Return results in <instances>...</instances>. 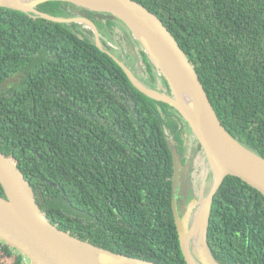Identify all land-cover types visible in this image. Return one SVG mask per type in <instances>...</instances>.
<instances>
[{
  "label": "trees",
  "instance_id": "obj_1",
  "mask_svg": "<svg viewBox=\"0 0 264 264\" xmlns=\"http://www.w3.org/2000/svg\"><path fill=\"white\" fill-rule=\"evenodd\" d=\"M132 1L171 33L226 131L264 159V0ZM36 9L66 18L84 12L104 50L114 56L107 37L126 53L115 30L121 22L109 14L56 1ZM79 27L0 7V152L58 230L113 253L185 264L171 208L170 142L178 159L200 146L177 111L134 87ZM133 41L140 77L161 78L169 93ZM122 54L114 57L126 66ZM206 241L218 264H264V197L227 176L211 203ZM0 254L30 264L1 240Z\"/></svg>",
  "mask_w": 264,
  "mask_h": 264
},
{
  "label": "water",
  "instance_id": "obj_2",
  "mask_svg": "<svg viewBox=\"0 0 264 264\" xmlns=\"http://www.w3.org/2000/svg\"><path fill=\"white\" fill-rule=\"evenodd\" d=\"M54 1L69 3L91 12L106 13L124 24L132 38L142 46L143 53L156 73L164 78L169 95L144 87L122 62L104 50L99 31L87 18L52 16L36 9L40 4ZM0 7L54 23L84 25L91 30L93 36L89 38L96 47L114 59L134 87L148 98L166 103L177 111L202 149L209 171L205 177H209V174L211 177L209 185H204L199 198H192L187 210L180 216L176 205V186L182 164L172 151L171 208L179 247L185 264H218L212 259L206 241L209 211L214 195L223 180L227 176H233L264 197V159L237 142L221 125L193 66L162 21L132 0H31L21 4H0ZM154 52L158 54L160 60L165 63L167 61L179 73L180 78L176 79L184 84L188 92L190 114L181 105L172 77L155 64ZM0 186L4 194L0 195V240L23 255L30 264H157L113 253L58 230L38 207L33 190L24 175L12 160L1 152ZM196 215L203 217L204 229L201 236L209 263H203L199 258L201 263L198 262L193 252L192 234L197 231ZM80 246L91 248L95 255L92 257L85 255Z\"/></svg>",
  "mask_w": 264,
  "mask_h": 264
},
{
  "label": "rangeland",
  "instance_id": "obj_3",
  "mask_svg": "<svg viewBox=\"0 0 264 264\" xmlns=\"http://www.w3.org/2000/svg\"><path fill=\"white\" fill-rule=\"evenodd\" d=\"M70 24H72V23H70ZM74 24H78V23H74ZM79 25L82 26L81 28L79 27V29L81 31H83L84 33H86L85 29L91 31L89 28L85 27L84 25H82V24H79ZM115 30L121 36V39H124L125 42H123V44H125L127 46V49L125 50L126 53H123L122 54V50H121L122 48H120L118 44L113 43L111 40H108L107 37H103V40L106 41V45L109 48H113L115 50V51L113 50V52H112L114 54V56L117 57L118 55H121L122 54V56L125 57V59L128 61V63L126 62V68L131 72V74L134 76L135 79L139 80V82L144 87H146V88H148L150 90H153L155 92H158L160 94H167V95H169V93L166 91V87L164 86L163 83H161L162 82V79L161 78H157L155 76L154 77V80L150 81L149 78L147 76H145V75H142L140 77V75H141V73H140L141 72L140 66H141L142 59H141V56L139 54L137 44L133 41L134 39L132 38V36H131L129 30L127 29V27L124 24L117 22L115 24ZM119 38L120 37H116V39H119ZM141 48H142V46H141ZM118 58H120V57L118 56ZM135 66H136V69H134ZM17 79H18L17 76L16 77H12V78H10V79H8L6 81V84L10 85L12 83H15L17 81ZM158 79H160V80H158ZM170 144H171V150L175 153V149H174V147H173V145H172L171 142H170ZM197 158L194 160L195 170L192 173V175L195 177V180L198 179V182H200V188H197V189L200 190L199 191V195H201L202 194V189H203L204 185L206 184V186H208L209 185V182H210V179H209V177H205L206 173L209 172V171L207 170L204 157H202L200 155V158L199 159H197ZM186 166L189 167V165H186ZM186 166L184 167L185 169H187ZM202 178H204V180ZM178 184H179V180L177 182V185ZM176 188H177V186H176ZM0 261L3 264H11L13 262V257L10 258V259H7L3 255L0 254ZM197 261L200 262L201 260L199 261V259H198Z\"/></svg>",
  "mask_w": 264,
  "mask_h": 264
},
{
  "label": "bare ground",
  "instance_id": "obj_4",
  "mask_svg": "<svg viewBox=\"0 0 264 264\" xmlns=\"http://www.w3.org/2000/svg\"><path fill=\"white\" fill-rule=\"evenodd\" d=\"M31 0H0V4H21V3H28ZM152 54V53H151ZM153 58L155 59L154 62L157 66H159L165 73L169 74V76L173 79V84L177 89L179 98L181 100V105L184 106L185 110L190 114L191 105L189 103V95L186 91L184 84L181 81H178L180 75L177 71L174 70L172 66L166 61V63L160 60L158 54L156 52L153 53ZM178 78V79H176ZM195 222L197 224L195 231L192 234L193 239V252L197 258H199L203 263H209V259L206 257L204 252V247L202 243V236L204 225H203V217L196 215ZM87 247V246H86ZM85 246H80L81 251L87 256H94L95 252L92 251L91 248ZM89 248V249H88Z\"/></svg>",
  "mask_w": 264,
  "mask_h": 264
},
{
  "label": "flooded vegetation",
  "instance_id": "obj_5",
  "mask_svg": "<svg viewBox=\"0 0 264 264\" xmlns=\"http://www.w3.org/2000/svg\"><path fill=\"white\" fill-rule=\"evenodd\" d=\"M78 15H80L81 17V15H85V13L78 12ZM201 152H202V149H201ZM201 152L198 150L197 146L195 147L192 146L191 148L184 150L182 152V158L178 159L179 162L182 164V167H181V170L179 171V176H178L179 184L177 185V188H176V205H177L178 211L180 212L179 213L180 216L183 215L184 212L187 210L188 206L190 205V202L192 201V198H196V199L199 198L200 190L197 188H200V182H198V179L195 180V177L192 175V173L195 170L194 160L198 156L199 157L197 159L200 158L199 153ZM181 159L183 163L181 162ZM186 165H189V167ZM185 166L187 167V169L184 168ZM192 214H193V210L190 213V216H189L190 219L192 218Z\"/></svg>",
  "mask_w": 264,
  "mask_h": 264
}]
</instances>
